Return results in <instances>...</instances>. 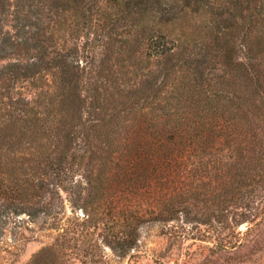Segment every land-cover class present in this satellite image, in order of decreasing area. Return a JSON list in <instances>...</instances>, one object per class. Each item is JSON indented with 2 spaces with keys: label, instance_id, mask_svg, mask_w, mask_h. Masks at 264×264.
<instances>
[{
  "label": "trees",
  "instance_id": "1",
  "mask_svg": "<svg viewBox=\"0 0 264 264\" xmlns=\"http://www.w3.org/2000/svg\"><path fill=\"white\" fill-rule=\"evenodd\" d=\"M0 190L1 223L62 229L27 264L101 235L141 264L153 225L178 248L229 251L242 224L260 244L264 0H0Z\"/></svg>",
  "mask_w": 264,
  "mask_h": 264
},
{
  "label": "rangeland",
  "instance_id": "2",
  "mask_svg": "<svg viewBox=\"0 0 264 264\" xmlns=\"http://www.w3.org/2000/svg\"><path fill=\"white\" fill-rule=\"evenodd\" d=\"M67 214L73 219H76L77 215V221L81 222L84 218L82 210L76 214L69 210ZM64 229L68 232L75 230L70 225ZM86 229L87 226H80L81 231ZM60 230L46 228L42 226L41 221H31L27 215L19 216L16 222L1 223L0 190V264H27L44 246L53 244L58 248L56 236ZM101 231L97 230L96 233L99 234ZM247 231V225L242 224L236 230L235 239L239 245L229 251L216 249L214 251L219 252L214 253L211 250L212 244L193 243L191 239L186 240L182 247H175L161 233L158 225L144 227L141 238L144 250L141 264H264V240L256 246L249 244L248 237L253 238L255 231L248 236ZM70 234L71 238L73 233ZM64 247L78 253L70 261L71 264H127V260L120 261L112 248L102 243V235L99 238V247L94 252L91 251L92 246L88 238L82 240L71 238L64 243ZM207 255L209 256L205 258Z\"/></svg>",
  "mask_w": 264,
  "mask_h": 264
}]
</instances>
